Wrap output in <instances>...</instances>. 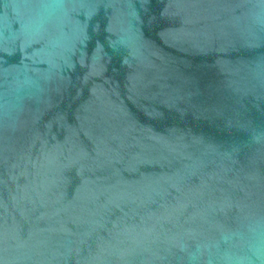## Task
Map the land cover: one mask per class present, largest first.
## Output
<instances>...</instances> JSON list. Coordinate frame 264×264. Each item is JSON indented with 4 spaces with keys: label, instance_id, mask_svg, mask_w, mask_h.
Returning <instances> with one entry per match:
<instances>
[{
    "label": "water",
    "instance_id": "water-1",
    "mask_svg": "<svg viewBox=\"0 0 264 264\" xmlns=\"http://www.w3.org/2000/svg\"><path fill=\"white\" fill-rule=\"evenodd\" d=\"M0 264H264V0H0Z\"/></svg>",
    "mask_w": 264,
    "mask_h": 264
}]
</instances>
